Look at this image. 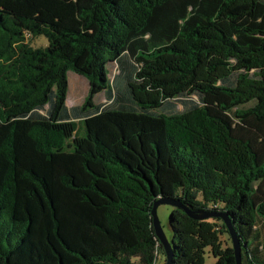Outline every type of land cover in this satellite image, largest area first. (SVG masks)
<instances>
[{
  "label": "trees",
  "instance_id": "16d2710c",
  "mask_svg": "<svg viewBox=\"0 0 264 264\" xmlns=\"http://www.w3.org/2000/svg\"><path fill=\"white\" fill-rule=\"evenodd\" d=\"M17 1L0 0V264L166 262L162 197L228 213L242 264H264V0H68L45 5L55 23ZM70 71L89 86L71 107ZM169 224L172 264L237 263L221 218Z\"/></svg>",
  "mask_w": 264,
  "mask_h": 264
},
{
  "label": "rangeland",
  "instance_id": "374dc122",
  "mask_svg": "<svg viewBox=\"0 0 264 264\" xmlns=\"http://www.w3.org/2000/svg\"><path fill=\"white\" fill-rule=\"evenodd\" d=\"M67 3H68V0H56V1L54 0H18L15 3L7 5L8 7L7 10L15 12V13H20L15 10L16 8H20L21 11L23 10L26 11L20 14L30 13L33 15V17H39L41 19L45 18L44 20L55 23L56 22V20L54 19L55 14L52 16L51 11H46L45 5L46 7L51 8V9H53V6L55 8L60 9V7H65ZM31 43L34 47H41V46L45 47L48 45V39L46 36L41 35V36H37L33 38ZM114 72H116V68L113 69L111 77H113ZM68 77H69V83H70V92L68 93L67 102L69 103L72 102V104L81 103L83 101V98L87 96L88 91H89L87 80L73 71H70L68 73ZM97 99L99 101H104L106 98L103 94H101L100 97L99 96L97 97ZM80 125L81 124H79L78 126L80 127ZM83 133L84 131L81 132L82 135ZM172 210H173V206L169 204H162L158 207V210H157L158 217L160 219L163 230L169 239L172 237V229L169 224V218L172 213ZM227 237H228L227 234L223 235L222 236L223 241L227 240ZM229 244L232 246L231 239H230ZM205 259H206V264H215L217 262V258L213 255L210 247L206 249ZM156 264H165V256L163 254L159 255Z\"/></svg>",
  "mask_w": 264,
  "mask_h": 264
},
{
  "label": "water",
  "instance_id": "95a60500",
  "mask_svg": "<svg viewBox=\"0 0 264 264\" xmlns=\"http://www.w3.org/2000/svg\"><path fill=\"white\" fill-rule=\"evenodd\" d=\"M162 204H169L173 207L182 208L191 218H194V219L204 220V219H208L212 217L221 218L224 221L229 231L230 237H231L232 246H233V249L235 251V256H236V262H237L236 264H242L241 239L238 236V232L228 213L211 212L207 210L195 211L185 206L180 199L162 197L154 202V205L152 208V216H153V224H154L156 235L165 251V255H166L165 264H172V260L174 258V247H173L172 241L167 237L166 233L164 232L160 219L158 217L157 210H158V207Z\"/></svg>",
  "mask_w": 264,
  "mask_h": 264
},
{
  "label": "crops",
  "instance_id": "0c3cea01",
  "mask_svg": "<svg viewBox=\"0 0 264 264\" xmlns=\"http://www.w3.org/2000/svg\"><path fill=\"white\" fill-rule=\"evenodd\" d=\"M69 92H70V89H69ZM69 92H68V93H69ZM77 95H78V93H77ZM83 100H84V98H83ZM82 102H83V101H82ZM82 102H81V103H82ZM81 103H77V104H81ZM67 105H68L69 107H71V106H74V105H76V104H72V102H71V103L67 102Z\"/></svg>",
  "mask_w": 264,
  "mask_h": 264
},
{
  "label": "built area",
  "instance_id": "2783aa9c",
  "mask_svg": "<svg viewBox=\"0 0 264 264\" xmlns=\"http://www.w3.org/2000/svg\"><path fill=\"white\" fill-rule=\"evenodd\" d=\"M28 37H29V35H28Z\"/></svg>",
  "mask_w": 264,
  "mask_h": 264
}]
</instances>
